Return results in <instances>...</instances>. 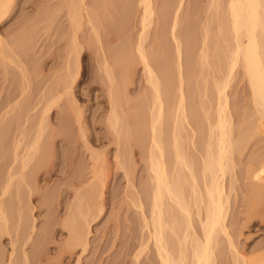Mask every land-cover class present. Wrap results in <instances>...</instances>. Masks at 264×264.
<instances>
[{
	"label": "rangeland",
	"instance_id": "rangeland-1",
	"mask_svg": "<svg viewBox=\"0 0 264 264\" xmlns=\"http://www.w3.org/2000/svg\"><path fill=\"white\" fill-rule=\"evenodd\" d=\"M96 1L85 0V5L87 9H91L90 11L94 12L93 14H98L96 15L98 18L95 16V20L92 19L94 16L90 17L93 24L97 22L95 26H97L96 28L102 42L100 41V47L94 44L90 25L85 22L79 32L84 41H90L92 45L89 48H84L86 50H84L85 53L79 55L78 63L80 73L78 72L79 74L77 76L79 77L76 78L77 81L75 80L76 82L72 84L73 95L81 105V120H83L84 124L83 134L78 131L74 116L69 112L70 95H62L57 105L50 110L47 121L51 127L53 125L62 126L63 138L65 139H62V137H52L47 133L48 131H45L39 142V148L43 152L39 156L33 157L31 160L32 165H30V167L33 166L34 168V165L44 164V166L42 165L43 169L37 174V177L33 172L34 170H32L33 168L30 169L29 167L28 170L30 169V172L27 170L26 173L27 180L29 182L31 181V192L27 193L25 191L19 177L16 175L12 178L11 185L3 197V212L0 218V224L5 219L4 224L8 227H6L8 230L6 233L0 231V254L5 256L10 251V241L12 240L14 248L12 253L14 259L18 261L16 262L17 264H23L18 260L22 249L28 254H32V247L38 243L40 244L41 258L55 254L58 242L66 238L67 230L61 227L62 221L65 220H68L69 224H73L78 220L81 222L83 217H86L88 220L90 219V228H88L90 229V233L87 235L85 249L83 251H80L79 248L75 249V252L79 254L80 258L77 264H133L135 262L134 254L142 248L145 242L144 237L146 235L144 233L147 234V231L146 229L144 230L145 227L143 228L144 222L142 216L145 215L144 217H146L147 213L148 216L150 215L151 198L149 196L151 195L152 184L149 183V171L146 166L147 162H145L146 154L144 153L145 155H143V153H140V149L134 144L137 143L135 141H138L140 136H142L141 139L144 136L143 143L146 148V143L149 140V133H147L149 131L147 128H149L148 110L150 104V98L147 93L148 86L144 83L143 77H141L140 63L138 59V62L136 61L134 53L133 56H135L134 62H136V66H134V70H131L132 74L127 75L129 78L121 74L124 60L115 64L111 60L107 61L109 65H107L109 67L108 70L112 74V81H114L111 82L114 85V88L112 87L113 92L116 93V100L119 103H117L119 105L117 108L118 115L121 113L119 117L120 130L122 129L126 132L120 131L121 135L123 134V138H121L120 144L116 146L113 141L110 142L109 140L111 133H109L110 128L105 120L107 114V80L103 72L104 67H102L104 66L102 52L105 55L112 48L117 47L116 42H110L105 37L104 34L107 27H119L123 23V30L120 31L121 36L124 35L130 44L137 40L136 37H138V33L140 32L139 14L141 13L140 6H138L139 1L129 0L128 2L126 1L127 3H123L125 0L123 2L122 0H112L109 1L112 3L111 6L110 3L106 4L108 5L106 9L100 8L101 0L99 3ZM152 1L155 13H158L164 0ZM171 1L174 2L176 0ZM66 2V0H11L7 11L0 16V126L3 125V122L4 124L11 122L6 130L13 129L17 127L16 123L20 125L25 118L26 120L22 126L18 127L20 128V132L21 130L25 132L24 134L21 132L23 137L22 134L21 137L18 134V139H21L23 142L21 144H24L26 141L28 142L31 134H33V129L41 121L42 112L48 99L58 95L55 93L56 86H60L63 77L68 76L66 64H69L70 72L74 70L71 69L72 66L75 68L73 64H75L76 59H74V53L71 51L68 12L66 13L67 8H65L67 7ZM104 2L106 3V1ZM181 2L178 9V16L183 21H181L178 30L182 34H187L184 39L181 37L182 40L179 44L180 49H183L180 50L183 52V54L180 52V61L181 58L183 61H181L180 66L182 67L180 71L183 70L181 74L183 78L182 89L184 90L182 91L183 95H185L183 103L188 107L189 103H195V100H197L201 105L203 104L201 109L204 110L201 111L200 109L198 111L200 112L198 114L200 115L201 121L200 128H195L197 132L201 130L202 132L197 133L193 131L195 129L191 123L192 121L189 122V117L185 118V121L183 120L184 122H182V118H179L180 121H178L180 123L177 126L180 127L183 125L178 129L177 134L179 135L177 137H180L178 138V142L182 138V147L181 145L179 146L181 151L183 152L185 150L183 153L186 154V157L190 156L191 158L188 161L193 162L191 164L193 169L191 168V170L194 171L193 175L196 173L194 175L196 185H198L196 187L200 189V187L202 188V180H200V156L203 155V151H200L202 147L204 148V145H202L203 140L204 142L207 140V122L204 120L202 113L206 111L205 106L207 103H211L212 106L214 104V100H210L214 96H208L211 93L210 87L214 79H221L224 77L225 71H227V66L220 67L216 62L217 60L214 61L213 58L215 56L213 57L211 53L213 50L215 51L211 47H215L214 43L216 44V41V45L220 47H223L224 44L221 33L218 32L216 27L217 17L221 15L220 12L223 11L222 7H224V3L218 5V0H181ZM226 2L227 0H225ZM92 3H95L96 6ZM108 11H110V14L113 13L112 16L106 13ZM154 17L153 15L152 24L147 28L145 41H143V45L147 48L148 46L150 47V44L154 45L153 42H155H152L153 39L151 37L152 33L155 32L154 21L156 17ZM99 19L101 22L98 21ZM166 33L163 42L166 41L167 43H165L167 57L165 55L163 57L166 61L173 63L175 59L174 43L169 31ZM209 36L212 37L211 40ZM191 40L192 43H190ZM134 42L133 44H135ZM156 47L159 50L157 44ZM224 47L228 51V47L230 46L224 44ZM131 49L134 50V45ZM204 50L206 53H210V55L207 54L208 57L205 60L197 58L200 57ZM74 60L75 62H73ZM198 61L200 63L204 62L203 67L202 63L200 64ZM210 61L212 62L210 63ZM196 62L198 66H196ZM235 65L224 87L227 99V110L233 126L232 128H235L232 132V139L234 138V141H236L234 147L237 146L234 152L232 151V157L230 156L231 159L229 160V165L227 164V171L223 177V183L225 182L224 192L227 196L225 205L227 208L226 221L231 224L229 236L235 252L241 255L244 254L243 256L246 257L249 256L248 258L256 255V257L260 258V264H264V194H262L264 189L261 190L262 192L260 191L261 196L260 194L257 195L259 192L256 195L255 193L251 194L248 189L250 181L249 171H251L252 167H249V165L257 166L264 161V124H261V122L264 123V118H259L258 111H255L253 107L254 102L252 103L251 89L242 66H240L241 64L238 63ZM187 70L191 71L188 82L185 76L188 72ZM183 73H185L184 76ZM173 74L171 76V79L173 78L171 80V88L175 95L172 94V99L177 95V89L175 87L177 84L176 72ZM208 90L209 92L207 93ZM59 92L61 93V88ZM167 95L165 97L168 99L169 97ZM197 97H201V99ZM138 101H141V103ZM13 109L14 111L12 112ZM16 112L23 113L17 116ZM24 114L26 115L23 116ZM137 117L139 121L140 118H143L141 119L143 121H140L143 122L142 126L141 124L136 125L135 122L138 121ZM125 121L126 123H123ZM139 121L137 124L140 123ZM242 122L247 130L244 134L239 135L238 131H235L238 130L237 128ZM259 124L261 127H258L260 126ZM136 126H139V129ZM137 132L142 135L138 134V137ZM124 134H127L126 139L124 137L126 135ZM8 135L5 141L7 142L8 140V145H10L15 137L14 135L10 136V133ZM161 135L164 138L162 140H165L164 147L166 144L167 149L170 148L168 147V144L171 142L169 129L165 128ZM184 135H188L187 137L192 135L191 141H194V147H192L191 143L187 144L188 139ZM185 141L186 144H184ZM90 145L95 151H105L106 159L109 163L107 164L109 167L108 178H106L102 193L104 197H102L101 201L102 209L98 213L99 190L97 187L93 188L87 185L91 179L88 150ZM8 149L6 150L8 151ZM167 149V160L170 166L172 165L171 160L173 156L171 155L172 159L170 158L171 156L169 157L170 151ZM1 152L2 147H0ZM144 152L146 151L144 150ZM140 156H143V160L139 159L141 158ZM121 160L126 166L121 164ZM45 167L50 170V176H47L48 178L44 173L46 170ZM1 170L3 169L0 167V188L5 177L4 170ZM31 170L33 173H31ZM183 172H186L185 174L188 175L187 170L184 169ZM182 173H180V177L184 179L185 175L183 176ZM186 177L184 179V187L187 184V181H185ZM190 181L188 180V184H190ZM187 186L185 190L183 188V192H186V189L190 187V185ZM188 190V192L184 193L185 195L189 194L190 189ZM255 200L256 202H254ZM190 204L192 205L193 202ZM190 209L191 220L194 219L191 221L193 222V230L197 235H200L198 234L200 231H197L199 226L196 215L197 208L195 205L194 207L192 205ZM248 216H250L249 221L246 218ZM178 218L181 219V216L178 215ZM220 237L222 239L221 247H215L216 264H236L233 248L229 246L224 236ZM151 245L149 243V248L147 247V250L142 251L137 260L138 264H156L155 258L153 257L154 253L152 254L154 252L152 251L153 246ZM77 255H73L70 258L65 255L62 264H76L75 259H77ZM152 257L154 261H152ZM40 260V258H31L29 263L44 264V262L40 263ZM45 264H54V262H47Z\"/></svg>",
	"mask_w": 264,
	"mask_h": 264
},
{
	"label": "bare ground",
	"instance_id": "bare-ground-1",
	"mask_svg": "<svg viewBox=\"0 0 264 264\" xmlns=\"http://www.w3.org/2000/svg\"><path fill=\"white\" fill-rule=\"evenodd\" d=\"M66 1H67L66 2L67 7L65 8H67L66 13L68 12L67 13L68 22H69L68 30L70 32L69 36H70V40H71L70 42L72 46L71 51H73L72 53H74L73 55L74 59H76V62L75 60L73 61L75 62V64H73L75 65L74 66L75 68H73L72 66L71 69H74V70L70 72L69 70L70 66L68 63L66 64V70L68 72L67 74L68 76L63 77V80L60 86H56L55 93L58 95L54 98L51 97V99L50 98L48 99L43 109V112H42L41 121L33 129L34 130L33 134H31L28 142L26 141L24 144H21L23 142L21 141V139H18L19 137L18 134H20V137H21V134L25 133L24 130L23 132L21 130L22 132L21 133L20 128H18L19 126H22V124L26 120L25 118L23 119V123H21L20 125L16 123L17 127L13 128L11 126V128L13 129H7L10 131H7L6 128L8 125L10 126L11 122L9 120H6L10 123L7 124L5 122L6 124H4V122L2 121L3 125L0 126V147H2V152L0 153V167L1 169L4 170V171L3 170L1 171L5 173V177L3 180L4 182L0 188V218L3 212V209H2L3 197L8 191L11 185V180L14 176L17 175L19 177L27 193L31 192L32 190V186L30 184L31 181L29 182L27 180L26 173L30 165H32L31 160L33 159V157L39 156L41 152H43L39 148L40 147L39 142H40L42 134L45 131H48L47 133L51 135L52 137H62V139H65L63 138L64 134H63L62 126L53 125V127H51L49 125V122L47 121V116L50 110L54 106L57 105L62 95H67V94L70 95L69 112H71V114L74 116L75 122L78 127V131L81 134H83L84 124H83V120H81V111H82L81 105L78 103V101L76 100L72 92V89H73L72 84H74V82L77 81L76 78L79 77L77 75L80 73L78 57L79 55L85 53L86 50L84 48H89L92 45L90 41L89 42L84 41V39L82 38V35L79 32L82 28V25L85 22L90 25L92 36L94 39V44L96 46L101 45L100 41L102 42V40H100L101 39L99 36L100 34L98 33V30L96 28L97 26H95L97 22L93 24L91 21L98 14H93L94 12H91L90 11L91 9L89 10L86 8L85 0H66ZM104 1H106V3ZM104 1L101 0L100 8L106 9V6L108 7V5L106 4L110 3L109 1H112V0H108V2L107 0H104ZM126 1L128 2L129 0H125V2H123L122 0L123 3H127ZM138 1L137 3L139 4L138 6H140L139 8L141 11V13L139 14L140 15L139 17L140 32L138 33V37H136L137 40L135 42L132 40L135 44H133V42L132 44H130V42L126 40L124 35L121 36L120 31L123 30V26H122L123 23H122L121 26L118 25L119 27L112 26L113 28L112 27L106 28L105 34H104L105 37L110 42H116L117 47L115 48L111 47L112 49L109 51V53L105 55H103L104 52H102V62L104 65L102 67H104L103 72L107 80V84H106L107 86V94H106L107 95V114H106L105 120H106L107 125L110 128V131H109V133H111V138L109 139L110 142L113 141L116 146L120 144L121 142L120 140H122L121 138H123L122 136L123 134L121 135L120 131L125 132V130H122V129L120 130V118L119 117L121 113L120 115H118L117 108L119 107L118 105L119 103L116 100V93L113 92L114 85L111 82H114V81H112L113 80L112 74L108 70L109 67H107L108 65L107 61L111 60L115 64V63H120L122 62V60H124V62L122 63L123 65H122L121 74H123L124 76L126 75L127 77V75L129 76L132 74L131 70L132 69L134 70V66H136L135 65L136 62H134L135 61L134 57L136 56V61L138 59L140 63V70L142 72L141 77H143L144 83L148 86L147 88L148 91L147 90L146 91L148 93V97L150 98L149 99L150 104H149V110H148L149 111L148 112L149 113L148 114L149 128H147L149 130V131L147 130L148 131L147 133H149V140H148L149 143L147 141L148 145L146 143L147 147L145 148L144 143H143L145 139L144 136H143V139H141L142 136H140V139H138V141H135V143L137 142L136 144L133 143L134 145H136L138 149H140L141 151L140 153H143V155L146 154L145 162H147L146 166L149 171V177H150L149 183L152 184V186L150 185L151 195L150 196L148 195L149 198H151V204H150L151 208L149 207L150 215L148 216V213H147L148 217L147 216L146 217L148 219L144 217L145 215L142 216V219L144 222L143 228L145 227L144 230L146 229L147 234L144 233V235H146V237H144L145 239L144 245L141 243L143 245L142 248L134 254V260H135L134 263L138 264L137 263L138 257L141 255L142 251L147 250V247L149 246V243H150L152 244L151 246H153L152 251L154 252H152V254L154 253L153 257L155 258L154 259L152 257V261L155 260L156 264H216L215 247L216 246L221 247L220 244H222V239L220 236H224L229 246L233 248L234 250V247L232 245V242L229 236V229L231 230V224H229L230 222L227 223L226 221L227 208L225 205L227 201V196L224 192L225 182L223 183V177L225 176V172L227 171V167H228L227 164L229 165V160L231 159L230 156L232 154V151L234 152L235 147L237 146L234 147V144L236 143V141H234V138L232 139V132L234 131L233 129L235 128H232L233 126L231 124L229 113L227 110L228 109L227 103H226L227 99H226V95L224 92V87H225V83H227L226 80L229 79L230 77L229 75H231L232 73L231 70H233V68L236 66L235 64L240 63L241 64L240 66H242L244 75L251 89L252 99H253L252 103L254 102L253 107L255 111L256 110L258 111L259 118L260 117L264 118V0H227L226 3H225V0H218L219 1L218 5L221 3L222 4L224 3V7H222L223 9L222 12L219 11L221 15L217 17L216 27H217L218 32L221 33V36H222L221 38H223L224 44L230 47H228L229 50L227 51L223 43L222 44L224 48L216 45L217 41H216V44L214 43L215 47H211L212 49L213 48L215 49V51L213 50V52H211L213 57L215 56L213 58L214 61L217 60L216 62L222 68L224 66L225 67L227 66L226 67L227 71H225L226 73L224 77H222L221 79L216 77L218 80L214 79L212 86L210 87L211 89L210 92L212 93V95L210 93L208 96H211V97L214 96L212 97L213 99L210 98L211 101L214 100L213 106L211 105L210 103L211 101H210L209 102L210 104L207 103V105L205 106L206 108L203 107L206 110L204 111L205 113L201 112L203 114L202 116L204 117V120H206L207 122L206 123L207 124V127H206L207 140H205L206 143L203 140V144L199 142L202 145H204V148L202 147L201 151L199 149L200 152L203 151V155L200 156L201 160L199 159L201 161V166H200L201 176L200 177L202 178V179L200 178V180H202V185H201L202 188L199 186L200 189L196 187L198 186L196 185L197 184L196 178L194 176L196 173L193 175L194 171L191 170V168L193 169V166L191 165L193 162L191 160H190L191 162L188 161V159H191V158L190 156L186 157V154L183 153L185 150L183 152L181 151V148L179 146L182 143L181 142L182 138L180 142H178L179 140L178 138L180 137H177V135H179L177 134L178 129L181 128V126L183 125L182 124L180 127L177 126L180 123L179 118H182V122H184L185 118L189 117L188 118L190 119L189 122L192 121L191 123L194 126V129L200 128L199 125L201 121L199 117L200 115H198L200 112L198 111H200V109L202 108L201 106L203 105V104L201 105V103L198 102L197 100H195V103H191V104L189 103L188 107L185 103H183V100L185 99L184 98L185 95H183V91H182L184 90L182 89L183 78L181 74L183 70L180 71V69H182V67H180L181 61H182V58L180 61V52L182 51L180 50H183V49H180L179 44L181 43V40H182L181 37H183L184 39V37H186L187 34L186 33L182 34L178 30V28L181 25V21H183L178 16V11H179L178 9L182 2L181 0H176L174 2L171 0L170 1L164 0L162 3V6L160 5L161 6V8H159L160 10L158 11V13L156 12L157 13L156 14L154 10L155 8H153V5H152V2H153L152 0H138ZM10 2L11 0H0V16L7 11V7L9 6ZM96 2L99 3L100 0ZM95 3L94 4L92 3V4L96 6ZM102 3L103 4L105 3V4L103 5ZM111 4L112 3H110V6ZM106 13H108L109 15L110 11ZM112 14L110 15L112 16ZM153 15L156 18L154 17L155 18V21H154L155 32H153L151 35L153 39L152 42L155 41L156 44L159 46L158 47L159 50L161 51L157 49L155 42H153L154 45L152 44L153 47L151 44H150V47L148 46V48L143 45V41H145L144 39L147 33L146 30L149 27V25L152 24ZM90 16L92 17L94 16V17L91 19ZM184 18H186V16H184ZM98 21L101 22L100 19ZM102 31L104 32V30ZM168 31L174 43V48L173 47L172 48L175 51V54H174L175 62L173 61V63L166 61L163 57L164 55L165 57H167L166 56V44L167 43L166 41L163 42L164 41L163 39L165 35L167 34L166 32ZM103 32H101V34H103ZM212 34L214 35V33ZM210 37L211 36H209V38ZM211 39L212 37L210 38V40ZM221 42H222V39H221ZM190 43H192V40ZM131 45L132 46L134 45V50L131 49L132 47ZM155 48L156 50H154ZM100 50L103 51L101 48ZM214 52H216L215 53L216 55L214 54ZM133 53L135 56H133ZM207 54L208 53H206V51L204 50V52L201 53L200 57H197V58H201L202 60H205L206 57H208ZM208 55H210V53ZM210 58L212 59V57ZM197 60H200V59H197ZM211 62L212 61H210V63ZM198 63H200V61H198ZM198 63L196 64V66H198ZM203 64L204 62L202 63V67H203ZM192 70H193V67H192ZM190 72L191 71H188L187 74L183 73V76L185 74L187 78V82H188V77L191 76ZM172 73H174L175 76L177 77L176 78L177 84L175 86L177 89V95L174 99H172L173 98L172 94L174 93L172 92V88H171L172 86L171 80L173 79V78L171 79ZM60 88H61V93L60 92L58 93ZM208 92L209 90L207 91V93ZM165 94L166 95L168 94L167 95V97H169L168 99L165 97L166 96ZM198 99H201V97ZM196 101L198 102V104ZM138 102L141 103V101H138ZM184 104L187 108L184 106ZM203 110L204 109H201V111ZM13 111L14 109L12 110V112ZM18 112H16L17 116L23 113V112L21 113H18ZM25 115L26 114H24L23 116ZM141 119L143 118H140V121H143ZM137 122H135L136 125L141 124L142 126L143 122H140L139 124H137ZM123 123H126V121ZM261 124H264V123L261 122ZM192 125L191 127L193 129ZM257 125H258V122H257ZM258 127H261V125ZM165 128L169 129L170 135H171L170 136L171 142L168 144L169 145L168 147H170L168 148L170 152L169 151L168 152L170 153L169 157L172 155L173 159L171 156L170 158L172 159L171 160L172 165L170 166L167 160L168 159V154L166 152L167 147L165 144V147H166L165 149L163 145L165 143V140H162L163 137L161 135L162 131L165 130ZM137 129H139V126L137 127ZM237 129L238 130H236L235 132L238 131L239 135L244 134V132H246L247 130L243 122L240 126H238ZM193 131L197 132L196 129ZM200 132H202V130ZM200 132H197V133H200ZM8 133H10V136L14 135L15 137V139L13 138L14 141L11 139L12 142L10 143V145H8V140L7 142L5 141L7 139L6 136H9ZM23 134H22V137H23ZM127 134H124L126 135L124 136L125 139L127 137ZM138 134L142 135L137 132V135ZM201 136H202V133H201ZM191 138H192V135L186 138L188 139L187 144L191 143L192 147H194L193 146L194 141L192 142ZM184 144H186V141ZM5 145L7 146V148H9L8 151L6 150L7 148ZM88 150H89V159H90L91 179L87 183V185L93 188L97 187L99 190V202H98V210H97V213H98L102 209L101 208L102 206L101 201L103 197L102 193H103V188L105 186L106 178H108L107 176H108L109 167L107 164L109 163L107 162L105 151H101V152L95 151V149L91 145L88 148ZM144 150L146 152H144ZM140 157L142 158L143 156H140ZM141 158L139 159L143 160V158L142 159ZM170 158H169V161H170ZM121 164L124 165V162L122 160H121ZM42 165L44 166V164ZM42 165L37 164V165H34L35 166L34 168L33 166L30 167V169L33 168L32 170H34L33 172L36 174V177H37V174L41 172V170L43 169ZM250 166L252 167H251V171H249L250 181H249V184L247 183L249 186L248 189L250 190L251 194L255 193L256 195V193L259 192L257 193L258 195L260 194V191L264 189V161L257 166L249 165V167ZM183 168L187 170L188 175L185 174L186 172L185 173L183 172L184 170ZM30 169L28 170L29 172H30ZM32 170H31V173H33ZM124 170H125V167H124ZM44 173L46 174V177L50 176V170L48 168H46ZM180 173H182L183 176L185 175L184 179L186 176H189V177H186V180H185L187 181V184L185 185L186 186L190 185V187L188 188L190 189V192L189 194H186L188 197L184 193L188 192L189 190L186 189V192L185 191L183 192V188L185 190L186 186L185 187L183 186L184 179L180 177ZM188 180L189 181L191 180L189 182L190 184H188ZM262 194H264V191ZM191 201L193 202L192 204L193 207L195 205L197 208L196 215H197V220L199 224L197 231H200L198 232V234L200 235H197V233H195L192 227L193 222L191 221H193L194 219L191 220L192 219L191 209H190V206L192 207V205L190 204L192 203ZM254 202H256V200ZM140 210L142 209L140 208ZM178 215L181 216V219L178 218ZM246 218H247V221H249L250 216ZM4 220H3V223L0 224V231L2 233L3 232L6 233L8 230L7 229L8 227L4 224L5 223ZM89 224H90V219L88 220L86 219V217H83V220H81V222L78 220L77 222L73 224H69L68 220L62 221L61 227L67 230V234L64 240L58 242L55 254L51 256H43V258H41L42 256H40L41 252L39 248L40 244L38 243L32 247V252H31L32 254H28L24 249H22L20 258L18 259L20 260L19 262H22L23 264H30L29 261L31 260V258H36V259L40 258L41 259L40 263L44 262L45 264L47 262H54V264H62L64 260L63 257L65 255H67L70 258L73 255L75 256L78 254L75 252L76 248H79L80 251H83L85 249V246L87 244V235L88 233H90V229H88L90 228ZM220 239H221V242H220ZM10 242H11L10 247H9L10 251H8V253H6L5 256H3V254L2 255L0 254V264H17L16 262H18L16 261L17 259L16 260L14 259V255L12 253L14 249L13 241L11 240ZM243 255L244 254L241 255L235 252V263L236 264H260L261 263L260 258L256 257V255H254V257L251 256L250 258H248L249 256L246 257ZM76 257L77 259H75L76 260L75 262L77 264L79 261L78 259H80L79 254Z\"/></svg>",
	"mask_w": 264,
	"mask_h": 264
}]
</instances>
